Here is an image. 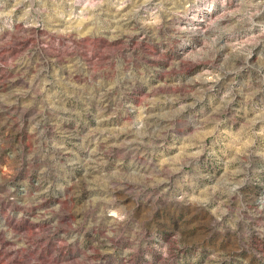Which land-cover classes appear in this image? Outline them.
Listing matches in <instances>:
<instances>
[{
  "label": "rangeland",
  "instance_id": "374dc122",
  "mask_svg": "<svg viewBox=\"0 0 264 264\" xmlns=\"http://www.w3.org/2000/svg\"><path fill=\"white\" fill-rule=\"evenodd\" d=\"M261 193L264 3L0 0V264H264Z\"/></svg>",
  "mask_w": 264,
  "mask_h": 264
},
{
  "label": "clouds",
  "instance_id": "9594fccd",
  "mask_svg": "<svg viewBox=\"0 0 264 264\" xmlns=\"http://www.w3.org/2000/svg\"><path fill=\"white\" fill-rule=\"evenodd\" d=\"M259 2L264 3V0H259ZM121 6H123V0H121ZM260 199L264 200V193L260 194ZM114 214V213H113ZM121 219H124L123 216L120 217Z\"/></svg>",
  "mask_w": 264,
  "mask_h": 264
}]
</instances>
